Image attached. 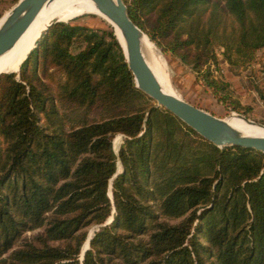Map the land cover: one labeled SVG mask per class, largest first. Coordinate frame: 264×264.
Masks as SVG:
<instances>
[{
  "label": "trees",
  "instance_id": "trees-1",
  "mask_svg": "<svg viewBox=\"0 0 264 264\" xmlns=\"http://www.w3.org/2000/svg\"><path fill=\"white\" fill-rule=\"evenodd\" d=\"M124 2L246 115L216 49L231 68L264 53V0ZM15 76L0 74V264H264V154L219 148L155 105L112 28L54 23Z\"/></svg>",
  "mask_w": 264,
  "mask_h": 264
},
{
  "label": "water",
  "instance_id": "water-1",
  "mask_svg": "<svg viewBox=\"0 0 264 264\" xmlns=\"http://www.w3.org/2000/svg\"><path fill=\"white\" fill-rule=\"evenodd\" d=\"M48 1L50 0H18V6H16L14 10L16 11L15 14L9 15L7 24L0 31V55L14 45L17 39L31 24L43 5ZM92 1L98 11L111 22L109 24L118 28L121 39L114 30L113 34L122 50L127 66L132 72L135 86L148 95L156 103V105L168 110L188 127L192 128L201 137L219 148L239 146L254 149L264 154V136L243 134L233 128L225 118L217 117L189 103L181 97L165 92L162 89L157 77L151 70L142 52L141 41L144 36L147 38L148 36L131 20L124 0ZM60 21L61 20L55 19L46 26V28L41 32L39 38L35 41V47L38 45L40 39L46 34L49 27ZM26 58L27 57H25V59ZM20 67L21 65L18 69H20ZM1 73L2 72H0V74ZM238 115L250 124L257 123L245 116L240 114ZM258 125L264 128V124L258 123ZM119 147L120 144L116 150L113 147L115 153H118ZM118 163H120V167L118 168L117 166L113 177L109 180L108 195L110 198L112 197L111 181L123 170L121 162L118 161ZM113 212L114 207L112 209V213ZM112 219L113 216H111L110 220L108 217L103 225L110 223ZM93 234L94 232L92 230L87 235V239L81 249V259L83 258L84 252L89 248V241Z\"/></svg>",
  "mask_w": 264,
  "mask_h": 264
},
{
  "label": "rangeland",
  "instance_id": "rangeland-1",
  "mask_svg": "<svg viewBox=\"0 0 264 264\" xmlns=\"http://www.w3.org/2000/svg\"><path fill=\"white\" fill-rule=\"evenodd\" d=\"M17 2L18 0H0V17L3 14L5 15L6 12L12 10V8L16 7L18 5ZM60 22L84 25L89 28L99 29V30L108 29V28L113 29V27L109 24L107 20L92 13H88L72 18L66 22L65 21H60ZM147 40L150 43V48L149 51L147 52V58L150 61V63L153 65L155 71L158 73L160 77L161 85H163L165 88L170 90L173 94L220 118L227 119L229 116L233 114L237 116H239L238 114H240L242 116H245L246 118H249L250 120L257 122L256 124L258 123L264 124V108L260 106L261 102H258V97H260V99L262 100H264V97L255 83L257 81L255 77L256 74L255 72L256 71L264 72V53L262 50L256 51L252 62H250L244 68L243 67L231 68L228 65V63L224 61L222 55L220 54L221 52L220 49L219 48L216 49L218 55L217 58H218L219 67L220 64L223 65L225 62L228 65L227 68L229 69V71H231L235 75H241L243 71L244 74L246 72L245 75L248 77L247 79L248 82L244 86L245 92H242L241 95V94H237L233 89V87H231V89H233L234 91V94L232 95L234 99H238L242 103V106L245 109L247 107L249 108L246 110V115L248 116L247 117L246 115L240 112L231 110L232 104L229 100H226V102L219 101L218 99L219 95L214 94L213 90L204 84L202 78V74H203L202 71L198 73L192 68L190 63L182 60L178 54L166 49L161 45H157L155 42L149 40V38H147ZM35 41L32 49L30 50L31 52L35 48ZM82 47H83L82 43L75 42L71 47V51L77 52ZM30 51H28L27 54ZM27 54L22 58L20 65H22V62L25 60V57H28ZM207 67L209 68L210 71H213V73L217 75V72L215 71V65H212L210 63L209 65H207ZM10 72L16 73L15 77L18 78L19 71L17 72V71L6 70L3 73H10ZM220 74L222 75L223 78H225L222 71L220 72ZM248 87H250L251 91H248L249 90ZM246 102H250V103H246ZM123 139H124L123 134H117L113 138V147L115 150L117 149L119 144L121 146ZM115 142H118L117 146L115 145ZM115 154L118 155V153ZM118 161H120L119 158H117L116 168L117 166L118 168L120 167L119 166L120 163H118ZM111 216H109V220ZM97 229H98V225L94 224L87 228V232L89 234L92 230L94 232Z\"/></svg>",
  "mask_w": 264,
  "mask_h": 264
},
{
  "label": "bare ground",
  "instance_id": "bare-ground-1",
  "mask_svg": "<svg viewBox=\"0 0 264 264\" xmlns=\"http://www.w3.org/2000/svg\"><path fill=\"white\" fill-rule=\"evenodd\" d=\"M15 8L16 7L12 8L9 13L0 18V31L7 24V19L9 18V15L15 14ZM88 13H92L99 17H102L109 23H111L108 18H106L103 14L98 11L92 0H50L45 3L31 22V24L17 39L14 45L0 55V72L3 73L6 70L18 71V67L20 66L22 58L27 54L28 51L32 49L34 41L38 38L41 32L51 21L58 19L66 22L72 18ZM112 27L121 39V35L118 28L114 25H112ZM141 47L147 63L149 64L151 70L153 71L160 83V77L158 73L155 71L153 65L147 58V52L149 51L150 43L145 36L141 41ZM161 87L165 92L172 93L163 85H161ZM226 120L229 122V124H231L233 128L243 134L252 136H264L263 127L259 126L258 124H250L240 116L233 114L229 116ZM117 143L118 142H115L116 146Z\"/></svg>",
  "mask_w": 264,
  "mask_h": 264
},
{
  "label": "crops",
  "instance_id": "crops-1",
  "mask_svg": "<svg viewBox=\"0 0 264 264\" xmlns=\"http://www.w3.org/2000/svg\"><path fill=\"white\" fill-rule=\"evenodd\" d=\"M7 13H9V11L6 12V14ZM5 15L3 14L0 18H2ZM227 67H228V65L225 62H224L223 65L220 64L221 71H222L223 75L225 76V78L230 82L231 87H233V89L235 90V92L237 94H241L242 95V92H245L244 91V88H245L244 86L248 82L247 81L248 77L245 75L246 72L244 74L243 73L244 71H243L241 75H235L231 71H229V69ZM254 71H256V70H254ZM257 72H259V73H257ZM255 73H256L255 77L257 79V81L255 83H256L257 87L260 89V92H261V94L264 97V72L256 71ZM248 89H249L248 91H251L250 87H248ZM258 102H261L260 106L262 108H264V100H262V99H260V97H258ZM246 103H250V102H246Z\"/></svg>",
  "mask_w": 264,
  "mask_h": 264
}]
</instances>
